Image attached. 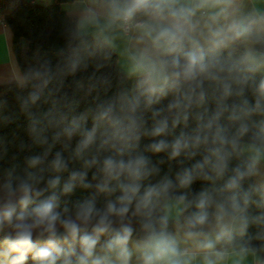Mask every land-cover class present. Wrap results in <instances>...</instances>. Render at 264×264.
Returning a JSON list of instances; mask_svg holds the SVG:
<instances>
[{
  "label": "clouds",
  "instance_id": "1",
  "mask_svg": "<svg viewBox=\"0 0 264 264\" xmlns=\"http://www.w3.org/2000/svg\"><path fill=\"white\" fill-rule=\"evenodd\" d=\"M85 20L0 85V129L27 137L0 135V264H264V0H92Z\"/></svg>",
  "mask_w": 264,
  "mask_h": 264
},
{
  "label": "trees",
  "instance_id": "2",
  "mask_svg": "<svg viewBox=\"0 0 264 264\" xmlns=\"http://www.w3.org/2000/svg\"><path fill=\"white\" fill-rule=\"evenodd\" d=\"M72 0H53L50 4H41L32 0H0V17L11 28L13 33V50L21 70L36 65L44 60L56 62L61 50L67 48L70 42H75L80 37L78 33L77 19L70 16L63 4ZM89 43L91 36L84 37ZM116 56L112 57V63L104 71L119 76L120 69L116 63ZM9 100L11 111H18L14 100V91H8L6 87H0ZM17 125L20 127L18 128ZM26 121L20 116L17 123L7 128L0 129V135L10 136L17 132L20 137L27 139L23 128ZM16 149H12L14 152ZM39 152V149H35ZM168 165L162 166L166 171ZM201 182L193 185V190L198 191L202 187ZM88 195L87 192L78 191L72 199ZM239 240V238H238ZM259 244V242H255ZM264 257V253H260Z\"/></svg>",
  "mask_w": 264,
  "mask_h": 264
},
{
  "label": "crops",
  "instance_id": "3",
  "mask_svg": "<svg viewBox=\"0 0 264 264\" xmlns=\"http://www.w3.org/2000/svg\"><path fill=\"white\" fill-rule=\"evenodd\" d=\"M41 4H50L53 0H32ZM92 4V0H72L63 4L67 13L77 19L78 31L81 28H87L92 31L91 26L85 20L86 10ZM91 36V35H89ZM21 70L16 55L13 50V33L11 28L0 21V85L8 78L10 74H18ZM238 257L233 254L231 260H236ZM231 260L225 261L224 264H231ZM240 264H255V258L248 256L240 261Z\"/></svg>",
  "mask_w": 264,
  "mask_h": 264
},
{
  "label": "built area",
  "instance_id": "4",
  "mask_svg": "<svg viewBox=\"0 0 264 264\" xmlns=\"http://www.w3.org/2000/svg\"><path fill=\"white\" fill-rule=\"evenodd\" d=\"M0 21H1V22H4V19H3L2 17H0Z\"/></svg>",
  "mask_w": 264,
  "mask_h": 264
}]
</instances>
